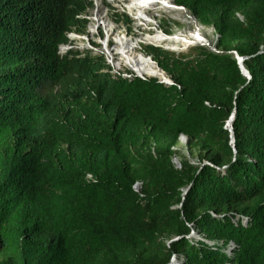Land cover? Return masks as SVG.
Returning a JSON list of instances; mask_svg holds the SVG:
<instances>
[{
    "label": "trees",
    "instance_id": "obj_1",
    "mask_svg": "<svg viewBox=\"0 0 264 264\" xmlns=\"http://www.w3.org/2000/svg\"><path fill=\"white\" fill-rule=\"evenodd\" d=\"M173 1L218 38L147 45L168 85L59 54L90 3L0 0V264H264V0Z\"/></svg>",
    "mask_w": 264,
    "mask_h": 264
},
{
    "label": "rangeland",
    "instance_id": "obj_2",
    "mask_svg": "<svg viewBox=\"0 0 264 264\" xmlns=\"http://www.w3.org/2000/svg\"><path fill=\"white\" fill-rule=\"evenodd\" d=\"M87 3H90L85 10L83 15V18L86 17L87 20V34L88 36L87 41L89 44H87V41H84L88 45V49L91 52V55H102L106 61V63L110 66V73L112 75H117V72H127L132 73L136 75V72H134L131 68L126 66L121 60L119 54H113V59L110 58L109 54L107 53L108 50L112 49V51H115L116 42L115 38L116 36L124 35L126 34L130 39L135 42L137 39L143 40L144 35L147 33L156 34V31L161 28L163 31L164 29H168L170 35H176L177 30H184V31H194L195 28H199L198 32L202 34L204 39L207 42L206 47H215V44L217 42L218 34L215 32V28L213 26L208 25H202L198 21H196L193 17L192 19L187 18L188 12H183L181 10L168 12L164 11L160 8V5L156 4L154 6L149 7L151 11H148L145 13V15L149 18L150 22L145 21L144 17L141 14H138V16H141L144 20H135L132 18L131 14H128L125 12V6L130 2V0H84ZM174 3V2H173ZM123 4V5H122ZM175 4V3H174ZM176 5V4H175ZM148 8V9H149ZM118 13L119 15H126L130 19V23H126L124 20H122V17L119 21H115V14ZM133 16L136 17V13L131 12ZM108 22V25H107ZM199 24H198V23ZM130 28V30H129ZM162 31V32H163ZM179 37L181 35L177 34ZM108 36V37H107ZM108 40L109 45L107 47H104V41ZM82 41V40H81ZM93 43L95 44L94 46ZM153 43V42H151ZM147 45H150L148 41L146 43H139V46L136 47L138 52H141L146 55ZM158 45V47L164 48L169 51H173L175 53H188L189 50H191V47H186L185 45L181 44H173L171 43H160V44H154ZM160 45V46H159ZM168 45V46H166ZM91 46V48L89 47ZM165 46V47H164ZM65 48V47H64ZM216 48V47H215ZM61 51H63V47L61 48ZM193 51V48H192ZM111 55V54H110ZM111 62V63H110ZM150 78L149 76H143ZM154 78V77H153ZM181 144H185V140L181 139ZM181 147V145L179 146ZM181 153L186 156L187 159H189L191 162H194L197 158L191 157L188 154V151L186 148H183L181 150ZM196 237L197 235L194 234ZM197 238V237H196ZM173 264H179V261L175 259V262Z\"/></svg>",
    "mask_w": 264,
    "mask_h": 264
},
{
    "label": "bare ground",
    "instance_id": "obj_3",
    "mask_svg": "<svg viewBox=\"0 0 264 264\" xmlns=\"http://www.w3.org/2000/svg\"><path fill=\"white\" fill-rule=\"evenodd\" d=\"M155 3H157L156 0H130V2L125 6L123 4L122 5L124 8L127 9L128 13L131 14L132 18H134L135 20L138 21L141 20L142 17L138 16V14H141L144 17L145 21L150 22L149 18L145 15L146 13L145 10L143 9H145L147 5H149V7L154 6L156 5ZM131 12L136 13L137 14L136 17L133 16ZM196 35L197 34L192 33L190 38H185L182 40L181 37H179L177 34L170 35L161 31L151 35L147 33L146 35H144L143 40L137 39L135 42H133V40L130 39L126 34L122 36L118 35L115 38V42H116V47L114 49L115 51L109 49L107 53L108 54L110 53L111 55L119 54L121 56L120 60L126 66H128L133 71H135L138 75L149 76V77H154L168 81L169 79L168 75L159 69L158 65L152 60V58H149V56L141 52H138L136 47L139 46V43H146V41H148L149 44L152 45L153 43L154 44L171 43V45L173 44L177 45L182 43V41L184 42L183 44L185 43L190 44L193 39H196L197 37L202 38L200 35L198 36ZM107 42L108 40L106 39L103 44L104 47L108 46Z\"/></svg>",
    "mask_w": 264,
    "mask_h": 264
},
{
    "label": "built area",
    "instance_id": "obj_4",
    "mask_svg": "<svg viewBox=\"0 0 264 264\" xmlns=\"http://www.w3.org/2000/svg\"><path fill=\"white\" fill-rule=\"evenodd\" d=\"M157 1H158V5H160V8L162 10L166 9L164 11H168V12H173V11H178V10H181V11H183L185 13L188 12L189 14H187V18L192 19V17H193L197 21V19L184 6L175 5L173 3L174 2L173 0H157ZM146 7H148V5ZM198 29L199 28L196 27L194 31H191V30L184 31L182 29L177 30V34L181 35V39L182 40L185 39V38H190L192 33L197 34L196 36L200 35L202 37V38H198L197 37L196 39H193L190 44H186V43L183 44L184 42L182 41V43H180L181 46L185 45L186 47H189V46H194V45H199V46L207 45L206 40L204 39L202 34L200 32H198ZM156 31H160L161 32L163 30L161 28H159V30H156ZM208 46H209L208 47L209 49L217 52V49L215 47H211L210 45H208ZM68 48H71V46H69ZM109 56H110L111 59H113L112 55L109 54ZM117 75H120L121 77L126 78V79H131L133 77H140V78L144 79L143 75H138L137 73L135 75V74H132V73H127V72H117ZM88 177H90V176H88Z\"/></svg>",
    "mask_w": 264,
    "mask_h": 264
},
{
    "label": "clouds",
    "instance_id": "obj_5",
    "mask_svg": "<svg viewBox=\"0 0 264 264\" xmlns=\"http://www.w3.org/2000/svg\"><path fill=\"white\" fill-rule=\"evenodd\" d=\"M157 1V0H156ZM155 4H158V1H157V3H155ZM149 5H150V3H149ZM149 5H148V7H146L145 9H143V10H145V12H147V10L148 11H151L150 10V8H149ZM177 5V4H176ZM149 8V9H148ZM125 12H127L128 13V11H127V9L125 8V10H124ZM129 14V13H128ZM123 17L125 16V15H122ZM78 17L79 18H82V19H86V17H84L83 18V15H78ZM122 20H123V18H122ZM116 21V20H115ZM86 28H87V25H86ZM164 32V31H163ZM165 33V32H164ZM167 34V33H166ZM169 34V33H168ZM88 36V34H87V30L85 29V32H83V33H80V32H77V31H75V30H72V31H70V32H67L66 33V38H67V41L66 42H63V43H61L60 45H59V47H58V52H59V54L60 55H65L66 53H68L69 51H72V52H74V51H79L80 53H81V55H83L85 52H90V50L88 49V45L87 44H89V42L87 41V37ZM82 40V41H81ZM84 41H87V44L86 43H84ZM108 43V45H109V42H107ZM95 44L93 43V45L92 46H94ZM150 45H152V44H150ZM69 46H71V48H68ZM152 46H155V45H152ZM63 47V51H61V48ZM65 47V48H64ZM90 48H91V46H89ZM155 47H158V46H155ZM164 49V48H163ZM91 53V52H90ZM148 56V55H147ZM151 57V56H150ZM155 62V61H154ZM156 63V62H155ZM108 64V63H107ZM135 72V71H134ZM115 75V74H114ZM145 78V77H144Z\"/></svg>",
    "mask_w": 264,
    "mask_h": 264
},
{
    "label": "water",
    "instance_id": "obj_6",
    "mask_svg": "<svg viewBox=\"0 0 264 264\" xmlns=\"http://www.w3.org/2000/svg\"><path fill=\"white\" fill-rule=\"evenodd\" d=\"M235 54V58L237 59V64H238V66H239V68H240V70H241V72H242V74L244 75V76H246L248 79L250 78V74H249V72L245 69V67H244V65H243V59H244V57H240V56H238V54L237 53H234ZM149 58H151L150 56H149ZM159 69L161 70V71H163L160 67H159ZM164 73H166L165 71H163ZM167 74V73H166ZM160 82H162V83H165V84H168V85H172L173 84V81L169 78L168 79V81H165V80H161V79H158ZM234 115H235V110L232 112V114L230 115V117H229V119L226 121V124H225V126H224V128L225 129H227L228 131H229V133H230V138H231V144H232V147H233V149H234V152H235V148H234V137H233V127H232V122H233V119H234ZM180 139H182V140H185V142L187 141V138H186V136H181L180 137ZM173 162H174V164L176 165V166H179V161L177 160V159H174L173 160ZM135 189L137 190L138 189V185L135 187ZM187 191V189H185L184 190V193H183V195L185 194V192ZM194 232H192L191 233V236H194ZM195 237V236H194ZM197 237V236H196ZM178 237H176V238H174V239H172L171 241H173V240H176ZM170 241V242H171ZM175 257H173L172 259H171V261H170V263H168V264H173L174 262H175Z\"/></svg>",
    "mask_w": 264,
    "mask_h": 264
}]
</instances>
